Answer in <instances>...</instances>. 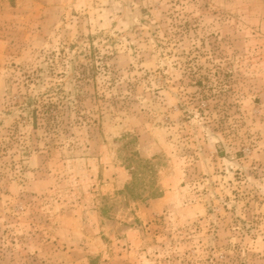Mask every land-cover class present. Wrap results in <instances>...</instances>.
<instances>
[{"label": "rangeland", "instance_id": "1", "mask_svg": "<svg viewBox=\"0 0 264 264\" xmlns=\"http://www.w3.org/2000/svg\"><path fill=\"white\" fill-rule=\"evenodd\" d=\"M0 264H264V0H0Z\"/></svg>", "mask_w": 264, "mask_h": 264}, {"label": "trees", "instance_id": "2", "mask_svg": "<svg viewBox=\"0 0 264 264\" xmlns=\"http://www.w3.org/2000/svg\"><path fill=\"white\" fill-rule=\"evenodd\" d=\"M129 191L131 192V194H133L132 192H133V190H131L130 188H129Z\"/></svg>", "mask_w": 264, "mask_h": 264}]
</instances>
